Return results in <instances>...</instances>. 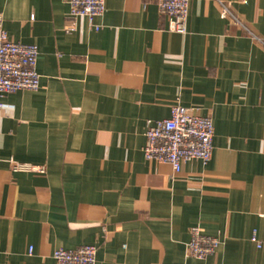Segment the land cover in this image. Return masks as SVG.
Instances as JSON below:
<instances>
[{"label": "crops", "instance_id": "crops-1", "mask_svg": "<svg viewBox=\"0 0 264 264\" xmlns=\"http://www.w3.org/2000/svg\"><path fill=\"white\" fill-rule=\"evenodd\" d=\"M0 21L41 77L0 98V264L85 245L97 264H197L194 227L219 240L206 264H264V0H191L186 34L156 0H106L99 31H68L70 0H0ZM174 105L215 126L211 161L179 173L144 155Z\"/></svg>", "mask_w": 264, "mask_h": 264}, {"label": "built area", "instance_id": "built-area-1", "mask_svg": "<svg viewBox=\"0 0 264 264\" xmlns=\"http://www.w3.org/2000/svg\"><path fill=\"white\" fill-rule=\"evenodd\" d=\"M191 0H156L159 12L169 21V30L186 34ZM106 0H70L71 24L68 31L76 29V21L81 17L89 20L96 31L100 26L95 20L104 15ZM223 16L231 12L223 6ZM39 49L36 45L12 41L0 21V98L20 91H37L41 77L37 71ZM4 107V105H1ZM215 126L211 117L201 116L193 109L174 105L167 119L152 123L146 133L147 144L144 155L147 161L170 165L175 172L182 171L186 163L211 161L214 151ZM13 173L45 175L41 166L21 164L11 161ZM255 242L256 239H254ZM260 247V243H258ZM219 247V240L204 234L201 228L191 229L188 254L197 264H206ZM30 248L29 252L32 253ZM97 247L85 245L74 250L57 249L53 253L56 264H97ZM1 256V251H0Z\"/></svg>", "mask_w": 264, "mask_h": 264}]
</instances>
